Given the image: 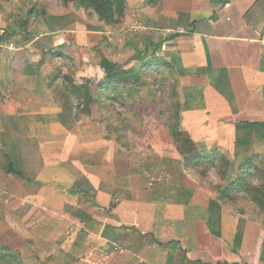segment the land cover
Listing matches in <instances>:
<instances>
[{"label":"crops","instance_id":"crops-1","mask_svg":"<svg viewBox=\"0 0 264 264\" xmlns=\"http://www.w3.org/2000/svg\"><path fill=\"white\" fill-rule=\"evenodd\" d=\"M150 4L130 2L124 25H143L142 44L175 62L183 103L211 111L207 124L262 126L264 0ZM80 23L59 30L45 21L29 44L0 42V245L25 264H264L263 227L169 161L159 136L151 151L130 150L78 115L62 79L42 84L25 68L21 51L37 40L75 50Z\"/></svg>","mask_w":264,"mask_h":264},{"label":"rangeland","instance_id":"rangeland-1","mask_svg":"<svg viewBox=\"0 0 264 264\" xmlns=\"http://www.w3.org/2000/svg\"><path fill=\"white\" fill-rule=\"evenodd\" d=\"M151 1L130 0L133 4L144 7L142 9L153 8ZM28 11L33 12L29 18ZM124 17L118 23L107 24L93 11L78 7L71 1L65 3L61 0H0V21L17 23L19 28L25 27L27 34L22 35L28 41H35V36L40 34L42 22L46 21L50 23L49 28L59 30L66 24L81 22V40L75 50L61 52L55 50V47L42 49L39 46L42 42L40 39L21 51L27 61L25 68L37 72L42 84H49L48 81L55 78L58 72L62 76L67 74L74 77L79 84L83 83L84 79H90L94 100H98L101 86L107 82V72L102 67L103 59L107 58L122 69H144L140 82L132 80L129 84L119 86L117 99L106 104L108 106L97 102L92 106V112L87 116L96 121L101 130H110L114 135L122 137L128 141L130 150L136 147L138 152L141 148L153 150L152 143L159 136L162 146L166 145L164 154H171L169 161L178 160L186 168V158L177 149L168 126V121H176L173 115L179 107L181 127L194 140L198 152L218 153L230 161V164L217 163L218 166L215 167L202 166L189 170L193 180L207 188L210 196L222 201L220 189L248 166V160L257 163V169H252L250 178L257 184L264 183V126L246 125L239 119L231 118L223 121L217 119L215 125L205 123L207 118L211 119V111L204 112L202 109H196L194 105L183 103L185 94L180 84L181 73L175 62L163 54L160 47L142 44L139 34L142 29L124 25ZM138 17L135 13L134 19ZM3 34L0 30V36ZM48 43L49 46L53 44ZM14 44L11 43L10 46L18 48L19 45ZM57 53H63V57L57 56ZM139 53L143 55L142 59L138 58ZM52 59H55L54 63ZM146 62L153 64L149 70L144 66ZM175 149L177 152H174ZM166 161V157H162V164ZM224 172L226 176H223ZM224 204L231 211L249 216L264 229V216L260 214L259 206L249 197L238 194ZM16 256L21 259L18 252ZM21 261L24 263V260ZM34 263L38 264L36 261Z\"/></svg>","mask_w":264,"mask_h":264},{"label":"trees","instance_id":"trees-1","mask_svg":"<svg viewBox=\"0 0 264 264\" xmlns=\"http://www.w3.org/2000/svg\"><path fill=\"white\" fill-rule=\"evenodd\" d=\"M65 3L73 2L78 7L84 8L85 10L93 11L97 14L98 18L107 24L118 23L122 20L128 9L127 0H61ZM33 15L32 11H28L27 17ZM23 34H27L25 27H20L19 24H9L7 30L3 35L0 36V42L14 41L19 46L25 44L28 39L23 37ZM20 34V36H17ZM176 35H172L174 38ZM158 47V46H155ZM141 52V51H140ZM147 53V52H146ZM51 55H49L50 57ZM57 56L63 57V53H57ZM140 59L143 55L139 53ZM54 57V56H53ZM56 59V58H55ZM55 59L51 61L54 63ZM146 70L152 68L151 62L144 64ZM102 67L107 72V82L101 86L100 96L98 100H94L92 81L90 79H84V82L79 84L74 80V77L70 75H60L58 72L55 79H62V82L67 90H69L77 101L78 115H89L92 112V106L97 103H103L104 106H108L109 102L117 99V90L121 85H126L134 82H140L143 77L144 69H137L131 67L129 69L119 68L115 63L110 60L103 59ZM54 79V80H55ZM175 122L170 123L168 126L171 131L172 138L176 144L179 152L186 158V169L192 170L193 168H200L202 166H218L217 163L230 164L229 160H226L222 155L218 153L213 154H201L198 152L195 146L194 140L191 138L189 133L181 127V114L179 107L173 115ZM255 124V123H254ZM260 125L264 126V123ZM248 165L245 169H242L241 173L237 177L228 182L225 187L220 189V198L225 203H228L231 198H235L238 194H243L250 198V200L256 203L260 208V214L264 216V183L257 184L250 178L252 169H257V163L254 161H247ZM225 175V172L223 174ZM0 264H24L16 254L11 253L7 247L0 245Z\"/></svg>","mask_w":264,"mask_h":264},{"label":"built area","instance_id":"built-area-1","mask_svg":"<svg viewBox=\"0 0 264 264\" xmlns=\"http://www.w3.org/2000/svg\"><path fill=\"white\" fill-rule=\"evenodd\" d=\"M142 28V26L139 24V25H137V27H136V29H141ZM13 45V44H12Z\"/></svg>","mask_w":264,"mask_h":264}]
</instances>
